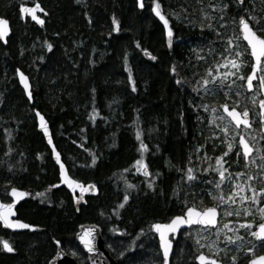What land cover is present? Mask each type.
I'll return each mask as SVG.
<instances>
[{
    "label": "trees",
    "instance_id": "obj_1",
    "mask_svg": "<svg viewBox=\"0 0 264 264\" xmlns=\"http://www.w3.org/2000/svg\"><path fill=\"white\" fill-rule=\"evenodd\" d=\"M218 2L223 0H159L174 31L169 47L152 16L153 0H145L142 10L136 0H0V16L10 21L13 31L7 46L0 42V193L2 201L8 203V191L13 186L27 191L29 199L19 206L18 217L38 227L33 233L17 234L0 227V239L8 240L16 249L9 254L0 244V264H45L53 250L51 240L69 238L85 214L90 219L84 221L102 225L105 219L110 225L116 223L138 233L139 238V234H150L152 222L179 214L178 204L187 202L199 209L214 206L210 202L218 195L214 177L201 172L213 151L202 110L209 111L206 106L213 100L219 111L222 104L237 108L233 99L242 100L247 93L241 80L235 87L239 95L232 98L227 92L231 87L223 84L215 87L216 96L206 86L201 87V78L209 79L221 64H229L236 48L249 65L248 50L237 26L240 15L248 18L245 8L264 29V0H244L243 6L227 0L229 7L223 12L209 7ZM34 3H40L47 12L43 28L19 14L20 6ZM204 13L215 17L211 19L214 28L207 26L209 19ZM113 17L118 21V31H113ZM249 21L256 29V22ZM48 44L53 46L50 50ZM144 49L154 54V62L144 58ZM193 68L199 74L206 73L198 79L200 83L194 81L196 71L191 75L186 72ZM17 70L30 78L32 105L18 85ZM242 75L247 76V66ZM93 109L99 115L90 119ZM34 111L47 119L57 150L72 175L101 189L99 197L79 215L63 191L48 194L45 200L36 195L55 183L56 171L36 130ZM132 112L138 114L137 122L132 121ZM142 122L154 129L160 157L154 156L155 147L146 139ZM141 157L150 172L146 180L156 181V188L145 185L144 190L141 177L135 183L131 170ZM84 159L92 166L90 174L76 176L72 163L80 166ZM43 162L47 163L46 174ZM188 168L196 176L188 180L189 188L177 179L178 175L185 176ZM123 183H134L137 191L132 200L123 202L122 215L119 186ZM99 210L102 220L96 219ZM188 241V257H175L173 264H194L190 255L198 250L192 237ZM246 246L219 257L225 264H245L252 255ZM259 253L264 249L255 250V255Z\"/></svg>",
    "mask_w": 264,
    "mask_h": 264
},
{
    "label": "snow or ice",
    "instance_id": "obj_2",
    "mask_svg": "<svg viewBox=\"0 0 264 264\" xmlns=\"http://www.w3.org/2000/svg\"><path fill=\"white\" fill-rule=\"evenodd\" d=\"M198 2H202V0H198ZM154 7L153 11L155 12L156 16L160 18L161 21H163L164 27L167 29V36H168V46L171 47L172 44V37H173V29L169 27V20L167 19L166 15L162 13L161 11V5L159 3V0H153ZM235 3L239 6L244 5V0H235ZM140 7L143 8V0H140ZM210 8H219L221 12L226 10L229 7V4L227 0H223V2H218L216 4H210ZM25 13H30L31 17L33 20L38 21L40 24L44 23V20L36 15L37 10L40 12H44L45 10L40 6L39 3H34L33 7H22L21 9ZM203 11V9H202ZM246 13H248V18L246 19L244 15L239 16V25L242 28V36L245 41H247V48L245 51L250 49V55L251 57L254 58L255 63L251 64V72L248 74L246 77L244 75H241L239 78L241 80L246 81L247 88L252 89L254 87L253 85V80L256 79L259 81V88L261 90H264V29H261L258 27L259 21L257 20L256 17L252 16V14L249 12L247 8L244 9ZM173 15H176L173 13ZM204 16L209 19L208 27L209 28H214L215 26L211 23V19H215V17H209L208 13H204ZM222 19V16H221ZM249 20H253L256 22L257 27L254 30L253 26L249 24ZM113 24L116 25V27L113 29V31H118L119 26H118V21L113 17ZM204 25L202 24L201 27ZM9 32L8 28V21L6 19L0 18V38H3L4 36L7 35ZM260 32L261 34H257ZM111 34V33H110ZM139 47V45H137ZM53 46L51 44H48L49 50ZM145 53L148 55H151V53L147 52V49H144ZM244 53L237 52L236 57L232 60H229L228 63L231 64L232 68H235L239 70L241 66L245 65L247 62L242 59ZM153 60L156 59L155 56H151ZM198 59H203V57H198ZM227 59V57H225ZM19 71V70H18ZM131 71V70H129ZM172 71L175 72V67H172ZM209 75H211V69L208 70ZM217 75H222L224 79H227L229 73H217ZM231 75H236L235 72H232ZM21 76V82L24 85L25 89L29 88V83H28V77L24 75V73H20ZM129 80H132V76L129 75L128 77ZM202 79V84L201 87L208 85L210 83L209 79L207 78H201ZM216 76H212V80L215 81ZM181 81L177 80V83H180ZM197 83H200L198 81ZM234 83V81H233ZM221 86H223V82L221 81ZM132 90H136L135 83L133 82L132 85ZM208 91V89H205ZM95 91V89H93ZM239 95V93H237ZM28 97L29 99L32 98V94L29 91L28 92ZM224 111L228 114L229 117H231V120L235 122V125L239 127L241 124L246 126V128H251V123L249 120V111L247 108L244 109V111L238 112L235 107L231 108L229 110L228 104L222 105ZM260 107H261V132H264V100L260 101ZM37 115L40 118V127L44 129L45 133H48V128L46 127V121L43 115H40L39 112H37ZM95 115H99L96 109H93V117H90V119L94 118ZM220 119H223V117H220ZM222 131L227 132V128L222 129ZM137 139H140V132L137 131ZM261 139H264V135L261 136ZM49 143H52L51 137H49ZM239 145L242 148V154L245 160L248 159L249 153L253 151V148L249 145L248 141L244 138L243 135L240 136L239 139ZM142 148H147V145L141 143ZM234 145L232 143L228 144V149L232 150ZM53 152L55 153L57 161H60V153L55 150V147L53 146ZM237 156L241 155V151H237ZM224 155H227V152L224 153ZM93 163L96 160V157L93 156ZM261 160H264V155L261 156ZM136 165L140 166L144 170V174L146 176L150 175V172L148 171V165L147 163L141 158L135 161ZM217 163H221L220 158H217ZM253 163L255 161L253 160ZM247 167V164L245 165ZM261 167H264V165H261ZM127 171V169H125ZM207 171V169H205ZM227 171V169H224V171H220L219 175L223 179L224 178V173ZM59 175L61 178H63V183L66 184L69 188H79L81 193L89 191L90 188L91 190H96L95 185H91L90 188H87L84 186V184L80 183L77 180H74L70 178L67 174V170L65 168L64 163H60V169H59ZM237 175H241V173H237ZM262 176H264V172L261 173ZM186 178L188 180H194L196 179V176L193 173L192 168H188L186 171ZM249 180L254 179V177L249 176ZM50 187H55V185H52ZM129 188H134L136 185L129 184ZM149 188H152L153 185L151 181H149L148 184ZM217 188H219V184L216 185ZM47 191V190H46ZM260 192L264 193V188H261L259 190ZM11 194L12 196L16 197L17 200H19L22 197L30 195L26 191H22L17 189L16 187L11 188ZM175 194V193H174ZM36 195L44 197L45 193L44 192H39L36 193ZM214 199H219L221 203L224 202V197L219 196V197H214ZM229 199H232L231 196H229ZM244 200H251L254 202L255 205H259L260 201L257 199V195L255 191L253 192V195L251 197L245 196L243 197ZM123 200L126 202L129 200V195L125 194L123 196ZM233 202H235L233 200ZM15 201L13 203H0V221H3L4 224L9 227V228H20V229H30V228H35L36 226L33 224H28L25 223L19 219L17 220H10L9 216L13 213V207H14ZM120 207H124V204L121 203ZM257 212L260 214L261 221H264V205H261L260 207L257 208ZM225 215H231V212L225 211ZM250 210H245V215H249ZM235 215L239 216L240 213L236 212ZM217 207H205L202 210H198L194 205L189 206L186 208V213L181 214V215H176L171 218V220L168 223H155L151 227L155 229L157 233H159V240H160V248L163 249V260L162 264H169V254L172 250V240L169 239V234H175L177 230L180 228L181 225H192L194 222L200 223L202 225H208V226H214L217 224ZM239 225V228L245 229L249 235L252 237H255L258 241H264V222L258 223L256 225V230L253 229V221H244L236 222ZM224 228H228V224H224ZM238 231L239 229H235ZM143 231V230H141ZM81 241L84 243V246L88 249L89 252L94 251L95 246H94V237L91 235V230H88L87 232L84 233L80 237ZM226 240L231 243L233 242V237L232 236H227ZM60 242L57 241V244ZM199 243V241H197ZM215 242H213L214 245ZM0 244H2L3 249H5L8 252H15L16 249L12 246L11 243H9L8 240H2L0 239ZM210 245V246H213ZM246 251L250 254H252L251 258L248 261V264H264V254L261 255H255V250L254 247H249L246 249ZM59 255V253H57ZM75 255V253H73ZM120 255H123V252L120 253ZM195 259L200 261V264H205L206 261L211 260V264H221L220 261L216 259H211L208 256H205L203 253H201L199 256L195 257ZM235 260V257L232 258Z\"/></svg>",
    "mask_w": 264,
    "mask_h": 264
},
{
    "label": "flooded vegetation",
    "instance_id": "obj_3",
    "mask_svg": "<svg viewBox=\"0 0 264 264\" xmlns=\"http://www.w3.org/2000/svg\"><path fill=\"white\" fill-rule=\"evenodd\" d=\"M253 63L250 55H249V69H248V74H250L251 72V64ZM247 74V75H248ZM249 94H251L250 96H252L253 94H258V102H257V110L251 112L249 109V113H250V123H251V128L246 129L243 127L237 128L236 126L233 125V123L231 122V120L222 112H220V116H219V121L220 124L219 126H217L214 130V134L216 138H212V140H210L211 144H209L210 146H212V148L214 149V153L213 155L215 156V160H213L216 165L213 166V169L211 168V174L214 176V178L217 180H219L220 175V171H224V169H227V171L224 173V178H231L233 177L235 174L237 173H243L246 172L247 174H245L246 176H251L254 177V179H251V183L249 184L250 186V193L251 196L253 195V192H258V194H260L261 196L264 195V193L260 192L259 190L261 188H264V184L263 186L259 189L256 185V183L261 180L262 182H264V176L261 175L262 172H264V167H261V165H264V160H261V156L264 155V152L262 151V146L264 144V139H261V136L264 135L263 132H261V115H260V111L258 108V104L259 102L262 100V93H261V89L259 88V81L256 80L254 82V90L252 92H249ZM220 117H223V119H220ZM227 128V132L222 131V129ZM249 132V145L253 148L252 154L249 156V159L246 161L243 157L241 148L239 146V139L240 136L243 135L246 139V135L244 134L245 132ZM255 139V141H253V138ZM248 141V139H247ZM232 143L234 145V147L232 148V150L228 149V144ZM46 145V144H45ZM48 149V148H47ZM237 151H241V155L237 156ZM49 156H50V160H51V152L49 151ZM227 152V155H224V153ZM220 158L221 163L217 164V158ZM63 158V157H62ZM253 160L255 161V163H253ZM64 161V160H63ZM52 164L55 167V171H56V178L54 179L55 183L53 185H55V187H50L48 186L47 191H45V196L42 197L43 200H45L46 196L48 194H50V196H53V192L60 190L65 192V194L67 195V198H69L70 203L72 204V207L75 211L76 215H79L84 208H86L89 203L98 198L100 195V189H99V194L97 196H89L85 198V203L83 205H81L80 207H76L75 206V198L77 199L79 197L78 193H75L74 195L72 193H70L65 187H57L56 185L59 184V170L56 167V165L53 163V161L51 160ZM64 164L67 167L68 173L71 176V178L84 183L85 185L93 183V182H83L80 181L78 179H76L72 173L70 172L67 164L64 161ZM247 164V167L245 168L244 165ZM204 166L202 165L201 169H202V173H204ZM214 168H216L214 170ZM248 168V170H246ZM137 177H141V179H143V183H145L146 181V177L148 178V176H145L143 174L137 176ZM186 178V175H185ZM138 179V178H137ZM187 180V179H186ZM95 184V183H93ZM156 184V181L152 184L153 188ZM97 185V184H95ZM52 186V185H51ZM98 186V185H97ZM20 189V188H19ZM225 190V188H224ZM258 190V191H257ZM226 193V192H225ZM264 197V196H263ZM45 203V202H44ZM253 204V203H252ZM21 205V204H20ZM19 205V206H20ZM190 205L186 202L184 204V206L182 208H180V213L177 215H181L184 214L186 212V208L189 207ZM208 207H215V206H208ZM121 208V207H120ZM205 208V207H203ZM203 208L198 210H202ZM122 209V215L125 211V208H121ZM220 211V210H219ZM255 211H257V207L255 208ZM17 213H19V207L17 209ZM221 214V211H220ZM255 215H258V212L254 213ZM176 216V215H175ZM174 216H171L163 221H154L150 224V234L154 236V240L151 241H147V237L149 235L146 236H141V234H139V238H137V234H135L134 239H132V236L128 233V231H126L125 229H123L122 227H120L118 224L114 223L113 225H110L109 222L105 221L104 219V223L98 224L95 222H87V221H83L81 223H79L78 225H76L73 233L71 234V236L69 238H67L65 241H59L55 238H53L51 240L52 246H53V250L51 252V254L48 255V257L46 258V263L45 264H49V262L57 255V253L62 252L66 255V257H68L69 259L73 260L76 264H88L89 263V257L86 254V252L84 251V249L81 247L80 243L78 242V234L80 232L81 227H83L84 225H97L101 228V236L102 239L104 241V246L105 248L108 250L110 256L112 257V259L114 261H116L117 264H140L145 263L144 260L147 259L148 254L144 255L145 257L142 258L141 254H140V247L141 246H152L153 248V252L156 253L158 255L157 259L159 260V264H162V254L160 251V247L158 244V240L156 238V236L152 233L151 231V226L154 223H168L171 218ZM115 219H117L116 217H114ZM254 227L253 230H256V225H258V223L260 222H264V221H259V220H255L254 221ZM118 226L119 227V233H117L115 227ZM193 228H198L201 229L203 231H208V232H213L216 231L217 229H210V228H202V227H193ZM121 231H125V233L121 234ZM184 235V234H183ZM183 235H180L177 239V241L174 244V250H173V254H172V258H171V264H173V261L175 260L174 258V252L175 249L178 246V242L180 240V237H183ZM112 239H116L117 242L118 241H125V240H130L132 239V246L131 247H126L125 245H118L115 246L116 243L115 241L113 242ZM172 239V237H171ZM253 243L258 245V246H264V241H256L255 237H252ZM57 241H59L60 243L57 244ZM188 239L185 245V252H184V256L188 255L186 254L187 252V248H188ZM264 249V247H260L257 250H262ZM123 252V255H120V253ZM14 253V252H13ZM10 253V254H13ZM73 253H75V255H73ZM200 253H204L205 252H198L196 254V252H193L190 255V258H193V262L195 264V257H197V255H199ZM264 253H259L257 255H261ZM212 257V256H209ZM251 257L249 256V259Z\"/></svg>",
    "mask_w": 264,
    "mask_h": 264
},
{
    "label": "rangeland",
    "instance_id": "obj_4",
    "mask_svg": "<svg viewBox=\"0 0 264 264\" xmlns=\"http://www.w3.org/2000/svg\"><path fill=\"white\" fill-rule=\"evenodd\" d=\"M237 52L243 53L238 48H236L235 52H234V54H235L234 58L236 57ZM242 59L244 61H246V59L244 58V55H243ZM246 66L248 69V65L245 64V65L241 66V68L239 70H237L235 68H232L230 63L227 65L221 64V67L218 68L214 72V74L212 75V76H216L215 81H213L212 76H210L209 77L210 83L208 85H205V86L213 93V95L219 96V94L215 90V87L221 86V81H222L223 84H225L228 87H231V89H228L227 92H230L231 97L234 98V95L237 96V94H236L237 92H236L235 87L238 85V82L241 81V79L239 77L246 70ZM232 72H235L236 75H231ZM217 73H221V74L222 73H229V75H228L227 79H224L222 75H217ZM233 81H234V83H233ZM233 85H234V87H233ZM250 95L251 94L247 93V97L244 96L242 98V100L234 98L233 100L236 104L235 106L237 108H240V109L243 108V111L248 106H249V109L251 112L257 110L258 94H253L252 96H250ZM213 102H214V100L209 101L207 106H206L207 109H209V111L202 110L203 114L206 113V116L204 115L203 118L206 117L204 122H206V124L209 126L208 127L209 129L207 128L205 133L208 136L207 139H210V140H212V138H216L215 134H214V130L217 126H219V124L221 122L218 119L220 116V111L216 109L215 104H213ZM203 104H202V106L204 107ZM244 134L246 135V137L249 141V132L247 131ZM253 141H255L254 138H253ZM261 149L264 152V144H263ZM213 153H214V149H213L212 153L208 156V160L205 161L204 164H202L204 166L203 167L204 168L203 174H207V176H213L211 174L210 169L211 168L213 169V166L216 165V163L213 161V160H215L214 159L215 156L213 155ZM141 158L145 161V158H143V157H141ZM186 165H188V163H186ZM205 169H207V171H205ZM215 169L216 168H214V170ZM246 170H248V168ZM133 171H134L133 173H135V174L136 173L139 175L142 174V168L138 165L136 167V170L134 169ZM245 174H247V173L243 172V173H241V175L235 174L231 178H226V179L219 178V180L218 179L216 180L214 178L213 185L217 189V192H218V195L216 197L223 196L224 202L221 203V201L219 199H214V197L211 198L210 202L212 204H214V206L217 207L221 211V220H220L221 225L216 231H213V232L197 230V229H193V230L191 229V230L185 232L183 237H180V240L178 242V246L174 252V258L175 257H177V258L178 257H184L185 245H186L187 239L189 237L193 238V243H194L193 245L195 246L196 250H198V252L202 251V252H205L209 256L217 257L219 259H221L219 257L221 254H224V255L226 253L234 254L237 249L241 251L246 246V244H248V247H254V250H257L260 247H264V246H258L256 244H254L253 240H252V236L249 235V233L245 229L239 228V225L236 223L237 221H240V222H244V221H253L254 222L255 220L261 221L260 214L258 213V215H255L254 213L257 212V211H255L256 207L258 208L261 205H264V197H263L264 195L261 196L260 194H258V192H255V193L257 195V199L260 201L259 205L254 206L253 201L243 199V197H245V196L251 197L249 184L252 181L248 179L249 175L246 176ZM49 175L52 176L53 173L50 172ZM51 176H50V178H51ZM145 183L148 186L149 182L147 180L145 181ZM185 184L187 186L189 185L188 179L185 182ZM217 184H219V188L216 187ZM263 184H264V182H262L261 180H259L256 183V185L259 189L263 186ZM187 188H189V187H187ZM224 188H225V190H224ZM229 196H231L232 199H229ZM142 199H144V198H141V200ZM233 200L235 202H233ZM123 202H125V201L122 198L121 203H123ZM246 209L250 210L251 214L245 215ZM225 211L231 212L232 214L231 215H225L224 214ZM236 212H239L240 215L239 216L235 215ZM226 223L228 224V228H224V224H226ZM254 224H255V222L253 223V227H254ZM115 229H116L117 233H119L118 232L120 230L119 227L116 226ZM235 229H239V230L236 231ZM122 233H125V231H121V234ZM227 236H232L233 242L229 243L226 240ZM146 237H147L146 238L147 241L154 240V236L151 234H149V236H146ZM197 241H199V243H197ZM213 242H215L214 245H213ZM210 245H213V246H210ZM148 248H149V250H147L148 251V257L146 260H144V262H145L144 264H159V260L157 259L158 255L153 252L152 246L148 245ZM228 262L231 263V260Z\"/></svg>",
    "mask_w": 264,
    "mask_h": 264
},
{
    "label": "water",
    "instance_id": "obj_5",
    "mask_svg": "<svg viewBox=\"0 0 264 264\" xmlns=\"http://www.w3.org/2000/svg\"><path fill=\"white\" fill-rule=\"evenodd\" d=\"M233 1H235V0H233ZM136 2H137V5H138V8H139L140 10H142L144 7H143V8L140 7V0H136ZM144 3H145V0H143V4H144ZM39 4H40V3H39ZM24 6H26V7H33L34 5H23V6H20V8H19V14H20L21 18H22L23 20L29 19V20H30L33 24H35L37 27H39V28H43L44 25H45V17L47 16V12H46V10L43 8V6L40 4V6L45 10L44 12H40L39 10H37V12H36V15L39 16V17H41V18L44 20V23H43V24H40L38 21L33 20L32 17H31V14H30V13H25V12H23L21 9H22V7H24ZM154 6H155V5H153V7H154ZM153 7H152V9H153ZM151 11H152V15H153V17L157 20L158 24L161 26V28H162V30H163V33H164V37H165V39L168 40L169 38H168V36H167V29L164 27L163 21H161L160 18H159L158 16H156V14H155V12H154L153 10H151ZM0 18L6 19V18L1 17V16H0ZM246 19H247V18H246ZM6 20L8 21L9 32L7 33L6 36H4L3 38H0V42H1V44H2L3 46H7V44H8V40H9V38L11 37L12 32H13V31H12V26H11L10 21H9L8 19H6ZM248 22H249V21H248ZM249 24L252 25L250 22H249ZM115 27H116V25H114V28H115ZM169 27H171V23H170V21H169ZM238 31H239V34H240V37H241L243 43H244V44L246 45V47H247V41H245V40L243 39V36H242V28H241L240 25H239V21H238ZM173 34H174V33H173ZM248 51H249V54H250V49H248ZM147 52H148V53H151V55H148V54H146V53L144 52V54H143V55H144V58L147 59V60L150 61V62H153L154 60L151 58V56H154V54H153L150 50H148V49H147ZM250 57H251V55H250ZM251 59H252L253 63H255L254 58L251 57ZM21 72L24 73V72L21 71V70H19V71L17 70V72H16L17 81H18L19 87L22 89V91H23V93H24L25 98H26V99L29 101V103L32 105V103H33V97H32L31 99H29V97H28V92H29V91H30L31 94H32V85H31V82H30V78L28 77V75H26V74L24 73V75L28 77V83H29V88H28V89H25L23 83L21 82V76H20V73H21ZM255 81H256V79L253 80V85H254V82H255ZM245 86H246V90H247L248 92H252V91L254 90V87H253L252 89H248V88H247V84H245ZM261 93H262V100H264V90H261ZM258 108H259V111H260V113H261L262 110H261V107H260V102H259V104H258ZM229 110H231V108H229ZM237 111H238V110H237ZM37 112H38V111H35V112H34V116H35V118H36V128H37V131H38V133H40L41 136L43 137V140H44V142H45L47 148H48L49 151L51 152V160L53 161V163L56 165V167H57L58 170H59V169H60V163H61V162L64 163L63 160H62V156H61V154H60L61 159H60V161H57L56 156H55V153L53 152V146L55 147V150H56L57 152H59V151L57 150V148H56V146H55V143H54V141H53L52 133H51V129H50V125H49L47 119H46L45 116H44L45 121L47 122V123H46V127L48 128V133H45L44 129L40 127V123H41V121H40L39 116L37 115ZM222 112H223V113H224V114H225V115L231 120V117L228 116V114L224 111L223 107H222ZM238 112H240V111H238ZM39 113H40V112H39ZM40 115H43V114L40 113ZM248 118H249V120H250V113H249V117H248ZM231 122L235 125V122H234V121L231 120ZM261 122H262V120H261ZM235 126H236V125H235ZM236 127H237V126H236ZM240 127H245V128H246V126H244L243 124H241V125H240L239 127H237V128H240ZM247 129H249V128H247ZM263 133H264V132H263ZM49 137H51V141H52V143H49ZM240 147H241V146H240ZM241 149H242V148H241ZM251 154H252V152L249 153V156H250ZM248 159H249V157H248ZM248 159H247V160H248ZM247 160H246V161H247ZM64 165H65V164H64ZM65 168H66V170H67L66 165H65ZM143 173H144V170H143ZM67 174H68V176L71 178V176H70L69 173H68V170H67ZM144 175H145V174H144ZM145 176H146V175H145ZM72 179H73V178H72ZM74 180H75V179H74ZM59 181H60V182H59L58 185H56V188H57V187H65V188H66L70 193H72L73 195H74L75 193H78V194H79V197H78L77 199L75 198V206H76L77 208L80 207L81 205H83V204L85 203V198H86V197H89V196H97V195L99 194L98 186H96V185L93 184V183H90V184H87V185H85L84 183H82V184H84V186L87 187V188H90L91 185H95L96 190H91V188H90L89 191H86V192L81 193V191H80L79 188H69L66 184H64V183H63V178H61L60 175H59ZM80 183H81V182H80ZM19 190H20V189H19ZM22 191H23V190H22ZM9 195H10L11 203H13V201H15V203H14V207H13V213L9 216V219H10V220H17V219H19V218H18L17 209H18V207H19L20 204H22L23 202H25V201L27 200L28 196L22 197V198H20L19 200H17L16 197L12 196V194H11V190H10V192H9ZM0 203H3V202L1 201V198H0ZM185 213H186V212H185ZM219 218H220V214H219V211L217 210V217H216V219H217V224L214 225V226L202 225V224H200V223H196V222H194L192 225H181L180 228L177 230V232H176L175 234H171V233H170V234H169V239H171V237H172V239H171V240H172V250H171V252H170V254H169V264H171V258H172V254H173V250H174V244H175V242L177 241L179 235H180L182 232L187 231V230L190 229L191 227H196V226H200V227H203V228H212V229H216V228L218 227V224H219ZM19 220H21V219H19ZM21 221H23V220H21ZM23 222H25V221H23ZM25 223H28V222H25ZM28 224H30V223H28ZM154 224H155V223H154ZM0 226L2 227V229L7 230V231H9V232H11V233H23V232H32V233H33V232H36V231L38 230V227L30 228V229L9 228V227H7V226L4 224L3 221H0ZM88 230H91V235L95 238V239H94V246H95V249H94V251H92V252H89V251H88V249L84 246V243H83V242L81 241V239H80V237H81L82 235H84V233L87 232ZM151 231H152V233L156 236V238H157V240H158L159 247H160L159 233H157V232L155 231V229L152 228V227H151ZM77 239H78V242L80 243L81 247L84 249V251L86 252V254H87L88 257H89V263H88V264H117L116 261H114V260L112 259V257L110 256L108 250H107V249L105 248V246H104V241H103L102 236H101V228H100L99 226H97V225H84L83 227H81ZM255 240L258 241L256 238H255ZM160 251H161V254H162V258H163V249L160 248ZM7 252H8V251H7ZM9 253H13V252H9ZM199 255H200V254H199ZM199 255H198V256H199ZM204 255H205V254H204ZM205 256H207V255H205ZM211 259H216V258H211ZM216 260H218V259H216ZM218 261H219V260H218ZM220 262H221V261H220ZM195 263H196V264H200V261L197 260V259H195ZM49 264H76V263H75L73 260H71V259H69L68 257H66V255H65L64 253L59 252V255H56V256H55V257L49 262ZM205 264H211V260L206 261ZM221 264H223V263L221 262ZM247 264H248V262H247Z\"/></svg>",
    "mask_w": 264,
    "mask_h": 264
},
{
    "label": "bare ground",
    "instance_id": "obj_6",
    "mask_svg": "<svg viewBox=\"0 0 264 264\" xmlns=\"http://www.w3.org/2000/svg\"><path fill=\"white\" fill-rule=\"evenodd\" d=\"M145 4V3H144ZM152 7H153V5H152ZM152 7H151V10H152ZM151 13H152V11H151ZM153 16V15H152ZM238 21H239V18H238ZM262 28H264V26H261ZM191 67V66H190ZM201 67L203 68L204 67V65L202 64L201 65ZM192 68V67H191ZM201 68V69H202ZM196 71V69L195 68H193V69H187L186 70V72L188 73V75H191L192 73H194ZM196 74H195V78H194V81H196V80H198V79H200V77H202V76H204L206 73L204 72V71H201V74H199L197 71L195 72ZM199 81V80H198ZM138 114H135V112L133 113L132 112V116H131V119H132V121L133 122H137L138 121V119H139V117L137 116ZM206 119V117L205 118H203V120H205ZM141 125H142V127H143V129H144V133H145V137H146V139L152 144L153 143V145H154V147H155V150H156V154L154 155L155 157H160V151H161V147L158 145V146H156L157 145V139H156V135L154 134V133H152L153 131H154V129L151 127V125H149V124H147V123H145V122H142L141 123ZM130 130V129H129ZM149 133H152V134H149ZM154 143H156V145L154 144ZM106 145L108 146V144L106 143ZM82 158H85V157H82ZM46 164L47 163H45V162H43L42 163V169L45 171V174L46 173H48L47 172V167H46ZM72 166L74 167L73 168V173L76 175V176H79V177H81V176H84V177H86V176H88L89 174H90V172H89V168L90 167H92L91 165H90V162L88 161V160H82L81 161V165L80 166H74V164L72 163ZM137 167V166H136ZM136 167L134 168L135 170H136ZM11 173H13L14 171H15V168L13 167V168H10V170H9ZM50 172V171H49ZM131 172H134L133 171V169L131 170ZM50 174V173H49ZM134 174V176H135V183H137V181H138V177H137V173L135 174V173H133ZM177 179L180 181V180H182V183L184 184V185H186L185 184V182H186V178H185V176H181V175H178L177 176ZM139 182V181H138ZM132 185H135L134 183L132 184ZM146 184L145 183H143V189L144 188H146V186H145ZM156 186V185H155ZM154 186V188H156ZM98 187H99V185H98ZM137 187V186H136ZM136 187H134V188H129L128 187V185H125L124 183L122 184V185H120L119 186V189H122V192L120 193V195H122L121 196V199L123 198V196L125 195V194H128L129 195V192H134V194H131L130 196H129V198L132 200L133 199V197L134 196H136L135 195V191H137V189H136ZM186 187H189V185L187 186L186 185ZM99 189H100V187H99ZM145 190V189H144ZM100 191H101V189H100ZM175 202V201H174ZM184 206V204L183 205H181V206H179V204L177 205V207L178 208H182ZM111 209H114V208H111ZM92 218V217H91ZM101 218H103L102 217V214H101V211L99 210L98 211V213H97V218L96 219H99V220H102ZM87 219H90V215L89 214H85L84 216H82L79 220H78V224L79 223H81V222H83L84 220H87ZM77 224V225H78ZM128 233L130 234L131 233V231L129 232L128 231ZM132 234V235H131ZM130 235L132 236V239H134V236H135V234L136 233H131ZM132 239H128V240H125V241H118L117 242V240L116 239H112V241L114 242L115 241V243H116V245L115 246H118V245H125L126 247H131L132 246ZM147 250H149V248L147 247V246H141L140 247V254H141V257L142 258H144L145 256L144 255H146V254H148V251ZM193 253V252H192ZM140 264H144V263H140Z\"/></svg>",
    "mask_w": 264,
    "mask_h": 264
}]
</instances>
